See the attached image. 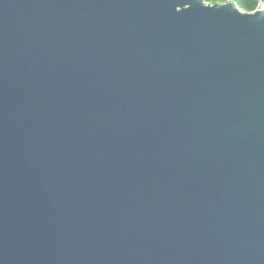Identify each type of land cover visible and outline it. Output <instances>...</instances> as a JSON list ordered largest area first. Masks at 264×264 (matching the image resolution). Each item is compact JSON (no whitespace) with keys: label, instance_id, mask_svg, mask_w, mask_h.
Listing matches in <instances>:
<instances>
[{"label":"water","instance_id":"95a60500","mask_svg":"<svg viewBox=\"0 0 264 264\" xmlns=\"http://www.w3.org/2000/svg\"><path fill=\"white\" fill-rule=\"evenodd\" d=\"M0 264H264V10L0 0Z\"/></svg>","mask_w":264,"mask_h":264},{"label":"trees","instance_id":"16d2710c","mask_svg":"<svg viewBox=\"0 0 264 264\" xmlns=\"http://www.w3.org/2000/svg\"><path fill=\"white\" fill-rule=\"evenodd\" d=\"M211 4H227L229 2L235 3L241 10L245 12H254L258 9L259 2L264 0H206Z\"/></svg>","mask_w":264,"mask_h":264},{"label":"built area","instance_id":"2783aa9c","mask_svg":"<svg viewBox=\"0 0 264 264\" xmlns=\"http://www.w3.org/2000/svg\"><path fill=\"white\" fill-rule=\"evenodd\" d=\"M257 10H264V3L263 2H259Z\"/></svg>","mask_w":264,"mask_h":264},{"label":"rangeland","instance_id":"374dc122","mask_svg":"<svg viewBox=\"0 0 264 264\" xmlns=\"http://www.w3.org/2000/svg\"><path fill=\"white\" fill-rule=\"evenodd\" d=\"M211 4V3H210Z\"/></svg>","mask_w":264,"mask_h":264}]
</instances>
